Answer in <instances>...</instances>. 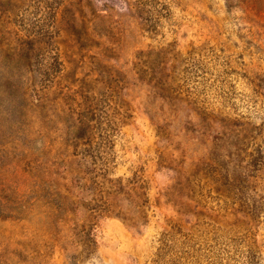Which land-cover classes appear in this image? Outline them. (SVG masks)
Masks as SVG:
<instances>
[{"label":"rangeland","instance_id":"obj_1","mask_svg":"<svg viewBox=\"0 0 264 264\" xmlns=\"http://www.w3.org/2000/svg\"><path fill=\"white\" fill-rule=\"evenodd\" d=\"M0 264H264V0H0Z\"/></svg>","mask_w":264,"mask_h":264}]
</instances>
